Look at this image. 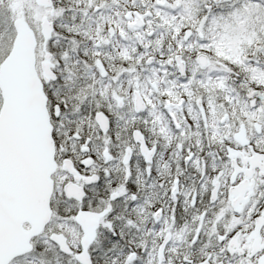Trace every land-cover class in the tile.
I'll use <instances>...</instances> for the list:
<instances>
[{
    "label": "snow or ice",
    "instance_id": "snow-or-ice-1",
    "mask_svg": "<svg viewBox=\"0 0 264 264\" xmlns=\"http://www.w3.org/2000/svg\"><path fill=\"white\" fill-rule=\"evenodd\" d=\"M0 264H264V0H0Z\"/></svg>",
    "mask_w": 264,
    "mask_h": 264
}]
</instances>
